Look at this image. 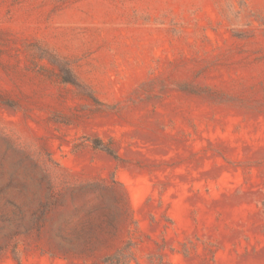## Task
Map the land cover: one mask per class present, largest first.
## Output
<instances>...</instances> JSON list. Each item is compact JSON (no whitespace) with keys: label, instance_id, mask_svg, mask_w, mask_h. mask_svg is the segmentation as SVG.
I'll list each match as a JSON object with an SVG mask.
<instances>
[{"label":"rangeland","instance_id":"rangeland-1","mask_svg":"<svg viewBox=\"0 0 264 264\" xmlns=\"http://www.w3.org/2000/svg\"><path fill=\"white\" fill-rule=\"evenodd\" d=\"M0 264H264V0H0Z\"/></svg>","mask_w":264,"mask_h":264}]
</instances>
